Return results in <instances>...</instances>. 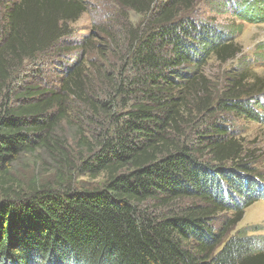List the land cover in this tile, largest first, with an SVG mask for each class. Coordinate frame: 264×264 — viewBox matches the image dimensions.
Listing matches in <instances>:
<instances>
[{
    "label": "trees",
    "instance_id": "16d2710c",
    "mask_svg": "<svg viewBox=\"0 0 264 264\" xmlns=\"http://www.w3.org/2000/svg\"><path fill=\"white\" fill-rule=\"evenodd\" d=\"M156 1L118 0L153 15L148 28L132 31L127 65L136 75L124 76L126 65L105 101L86 89L84 57L64 69L60 90L31 84L16 92L9 84L22 63L59 46L86 1L17 0L7 8L0 40V264H264L260 241L242 231L231 235L245 210L264 198V183L217 116L261 119L252 103L256 90H239L242 76L213 94L199 69L212 55L226 62L242 48L221 29L180 18L197 0H163L155 10ZM255 4L241 7V15L264 20ZM1 7L2 0L0 21ZM71 96L105 121L95 145L80 134L89 155L73 170L104 175V182L16 188L10 166L21 153L42 146L65 154L53 129ZM187 199L196 202L179 204ZM152 201L156 207L146 206ZM222 212L228 215L216 228Z\"/></svg>",
    "mask_w": 264,
    "mask_h": 264
},
{
    "label": "rangeland",
    "instance_id": "374dc122",
    "mask_svg": "<svg viewBox=\"0 0 264 264\" xmlns=\"http://www.w3.org/2000/svg\"><path fill=\"white\" fill-rule=\"evenodd\" d=\"M14 1L17 0H2L0 40L6 34L7 8L12 6ZM84 1L87 3V10L79 19L69 23L70 33L62 38L64 42L61 40L57 48L38 54L36 58L27 60L14 70L9 81L11 90L18 92L31 84L60 90L66 75L64 69L84 57L86 89L95 98L97 93H100L101 100H106V92L113 90V79L118 80L126 68L130 57L132 31L148 28L153 14H139L131 8H124L118 0ZM162 1L157 0L153 4L155 10ZM263 2L264 0H197L190 10L181 13L180 18L221 29L242 48L241 52L226 62L212 55L199 69L210 80L206 85L213 94H224L232 80L242 76L243 85L239 90H256L253 92L255 95L252 103L256 102L255 108L262 115L261 119H251L236 112H220L217 116L243 146V155L253 168L252 175L264 183V20L255 22L241 15V7L256 3L255 6L262 9ZM188 70L191 71L192 67ZM134 75L136 70L131 64L127 65L124 76L131 79ZM13 100L17 102V97ZM118 100L119 104L124 102L121 96ZM195 104L192 103L193 106ZM67 105L65 118L53 129V141L62 145L65 154H62L63 157L57 153L53 154L42 146L21 153L10 166V176L16 188L26 191L34 183L56 187L64 181H73L77 187H89L102 185L104 182V175L93 179L87 175H79L76 169L73 170V164L78 162L81 156L89 155V149L83 146L80 134L88 137L95 145L100 138L104 117L102 114L94 115V112H90L87 106L74 96L70 97ZM1 189L0 185V198L3 196ZM193 202L196 201L187 199L179 204H184V207ZM156 204L152 201L146 206L156 207ZM226 215L228 214L222 212L216 217V228L224 222ZM239 231L254 236L261 243L258 246L264 250V198L245 210L243 219L235 225L231 235Z\"/></svg>",
    "mask_w": 264,
    "mask_h": 264
}]
</instances>
